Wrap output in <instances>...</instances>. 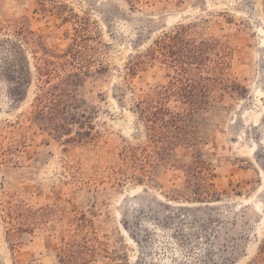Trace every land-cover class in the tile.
Returning a JSON list of instances; mask_svg holds the SVG:
<instances>
[{
    "label": "rangeland",
    "instance_id": "1",
    "mask_svg": "<svg viewBox=\"0 0 264 264\" xmlns=\"http://www.w3.org/2000/svg\"><path fill=\"white\" fill-rule=\"evenodd\" d=\"M180 28L213 87L168 96L182 129L151 137L136 105L174 72L147 55ZM45 61L79 74L88 137L33 120ZM263 242L264 0H0V264H250Z\"/></svg>",
    "mask_w": 264,
    "mask_h": 264
},
{
    "label": "trees",
    "instance_id": "2",
    "mask_svg": "<svg viewBox=\"0 0 264 264\" xmlns=\"http://www.w3.org/2000/svg\"><path fill=\"white\" fill-rule=\"evenodd\" d=\"M172 36H166L156 43V47L147 55L148 60H160L162 64L173 69L174 77L168 87L157 92V98L143 100L136 105L137 112L141 119L148 124L151 137L155 134L167 136L180 131L183 115L171 112L165 105L164 100L172 94H181L186 99L188 106L192 109L205 104L204 99L212 85L209 78H203L200 74L204 69L203 54L208 47L200 45L187 50V34L185 28H180ZM142 62L133 64L129 71H136ZM61 64L45 61L44 67L37 69L40 86L34 98L33 120L39 127L47 130L56 138H61L70 131L71 124L79 126L76 138L81 140L89 136L88 131H83L78 122L82 113H77L78 108L74 106L77 88L81 85L77 72L61 76L57 69ZM198 73V75H197ZM17 80L25 82V72L16 73ZM197 80V81H196ZM55 81L54 83H52ZM194 82V83H192ZM213 87V86H212ZM89 126V124H84ZM90 127H87L89 129ZM172 130V132H171ZM153 132V133H152ZM13 237V236H11ZM250 264H264V242L258 248L256 258Z\"/></svg>",
    "mask_w": 264,
    "mask_h": 264
}]
</instances>
